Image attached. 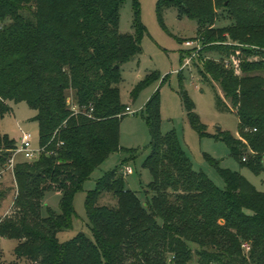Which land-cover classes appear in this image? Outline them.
Here are the masks:
<instances>
[{"label":"trees","instance_id":"trees-1","mask_svg":"<svg viewBox=\"0 0 264 264\" xmlns=\"http://www.w3.org/2000/svg\"><path fill=\"white\" fill-rule=\"evenodd\" d=\"M125 2L0 0V236L15 241L10 264H264V192L209 154L226 188L196 170L176 132L161 131L157 92L147 103L152 141L145 166L153 178L146 198L126 186L122 167L114 168L86 196L93 237L81 231L60 241L58 234L73 227L84 181L122 149L120 123L128 106L119 86L122 67L142 53L146 31L138 0L134 31L120 30ZM173 7L197 23V66L217 106L239 118L238 135L221 131L217 137L242 168L261 174L264 0H159L158 14ZM209 52L218 58L206 57ZM158 77L141 80L132 93ZM181 96L191 125L208 135L183 87ZM20 101L37 111L33 119L46 150L16 163L12 173L6 164L16 139L1 122L10 102ZM7 176L16 192L9 210ZM49 190L63 194L59 212L45 204ZM105 194L116 204H100Z\"/></svg>","mask_w":264,"mask_h":264},{"label":"rangeland","instance_id":"rangeland-1","mask_svg":"<svg viewBox=\"0 0 264 264\" xmlns=\"http://www.w3.org/2000/svg\"><path fill=\"white\" fill-rule=\"evenodd\" d=\"M158 1L138 0L141 21L146 31L142 40V53L130 59L122 67V80L119 84L122 101L134 110L133 113H126L121 119L122 149L111 153L84 181L83 188L74 199L77 215L73 227L58 234L60 241H67L81 231L93 237L85 208L86 196L89 191L96 188L98 181L114 168L122 167L126 186L136 191L142 199L146 198L145 190L149 188L153 178L151 170L145 166L152 141L146 120L147 103L156 92L160 105L161 131L176 132L183 150L190 157L196 170L204 171L219 188H226V182L218 169L205 157V154H209L219 162L220 167L241 172L258 190L264 192V170L261 174H256L248 167L242 168L230 155L228 144L217 137L221 135V131H230L238 135L239 118L234 111L219 109L214 89L201 78L197 64L201 63L202 45L198 42L196 21L185 15L180 16L175 7L166 9L160 17L157 10ZM133 20L134 0H126L121 8L120 30L133 32ZM188 40L193 41L192 46L185 44ZM194 53H197L196 57L186 64L187 58ZM206 57L218 58L213 52L207 53ZM180 72L185 77L183 86ZM153 73H158L159 77L150 79L144 87L133 94L137 84L141 80L150 78ZM216 85L221 92L219 85ZM182 87L194 100L196 111L206 125L208 135H201L191 125L182 101ZM71 97L69 100L73 102ZM10 106L12 111L6 114L1 122L3 131L14 137L16 143L22 132H29L33 136L34 146L39 148L40 127L33 119L37 111L26 101L10 102ZM26 160L28 159L22 155L17 156V163ZM127 168H131V171L127 172ZM4 180L5 187L12 188L5 203L9 210L16 196L15 184L12 177L7 176ZM62 197V192L49 190L45 194L44 201L47 206L59 212ZM100 204L115 205L116 199L111 194H105L101 197ZM14 246L13 240H0L1 264H10L13 260Z\"/></svg>","mask_w":264,"mask_h":264},{"label":"built area","instance_id":"built-area-1","mask_svg":"<svg viewBox=\"0 0 264 264\" xmlns=\"http://www.w3.org/2000/svg\"><path fill=\"white\" fill-rule=\"evenodd\" d=\"M2 26V22L0 21V27ZM199 42V41H198ZM200 43V42H199ZM186 45L192 46L193 41H186ZM198 48L200 49V46L198 45ZM197 53H194L193 55L189 56L186 60V64H189L191 62V59L196 57ZM126 113H133L134 110L130 107H126ZM46 150L45 146L35 147L33 144V136L29 132H22V134L19 136V139L17 140L15 148L12 150V155L10 156L6 168L11 170L13 173L15 165L17 163V156L22 155L25 159L33 160L36 159L41 153H43ZM53 154V152H48ZM127 172L131 171V168H127ZM4 171L0 172V179H2ZM0 236V240H1ZM246 248H249L248 245H244Z\"/></svg>","mask_w":264,"mask_h":264},{"label":"crops","instance_id":"crops-1","mask_svg":"<svg viewBox=\"0 0 264 264\" xmlns=\"http://www.w3.org/2000/svg\"><path fill=\"white\" fill-rule=\"evenodd\" d=\"M2 127V126H1ZM2 131H3V129H2ZM3 132H5V131H3ZM5 133H7V132H5ZM9 134V133H8ZM10 135V134H9ZM11 136V135H10ZM12 137V136H11ZM14 138V137H13Z\"/></svg>","mask_w":264,"mask_h":264}]
</instances>
